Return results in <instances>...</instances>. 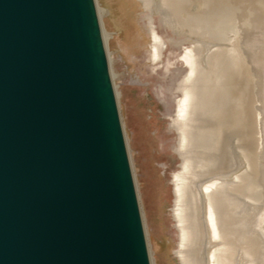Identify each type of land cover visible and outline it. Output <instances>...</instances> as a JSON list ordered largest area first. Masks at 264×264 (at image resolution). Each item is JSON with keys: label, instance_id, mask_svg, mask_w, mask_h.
Wrapping results in <instances>:
<instances>
[{"label": "water", "instance_id": "obj_1", "mask_svg": "<svg viewBox=\"0 0 264 264\" xmlns=\"http://www.w3.org/2000/svg\"><path fill=\"white\" fill-rule=\"evenodd\" d=\"M0 264H152L97 0H0Z\"/></svg>", "mask_w": 264, "mask_h": 264}, {"label": "rangeland", "instance_id": "obj_2", "mask_svg": "<svg viewBox=\"0 0 264 264\" xmlns=\"http://www.w3.org/2000/svg\"><path fill=\"white\" fill-rule=\"evenodd\" d=\"M175 1L182 7L170 15L164 0H153V16L168 44L162 60L154 63L151 12L143 1L97 0L152 264H181L173 176L181 171L182 158L171 124L181 97L178 84L189 70L182 57L186 47L195 44L205 59L211 51L218 56L221 66L216 63L215 72L222 68L230 73L232 120L240 114L239 125L230 130L228 172L231 180L238 167L245 175L238 218L240 232L254 250L250 256L241 241L234 260L264 264V0H215L208 28L204 19L193 16H202V0ZM167 14L182 35L163 22ZM235 136L240 139L238 149ZM227 207L237 229L234 207Z\"/></svg>", "mask_w": 264, "mask_h": 264}, {"label": "bare ground", "instance_id": "obj_3", "mask_svg": "<svg viewBox=\"0 0 264 264\" xmlns=\"http://www.w3.org/2000/svg\"><path fill=\"white\" fill-rule=\"evenodd\" d=\"M142 1L145 8L151 12V17H154L152 12L153 0ZM164 3L170 6V15L178 12L182 7L175 0H164ZM214 3L215 0H202V5L204 6L202 16L197 17L198 13L193 15L197 20L204 19L206 28L212 23L209 18L211 13H213ZM163 22L169 25L175 33L182 35L180 26L174 18L167 14ZM162 39L158 37L154 38L155 54L159 53L160 48L164 44ZM185 57L191 66V73L183 83L185 98L181 103L179 117L176 121L181 134L180 150L184 158V170L178 179V195L180 198L179 216L184 235V258L188 264H202L199 217L201 196L197 192L196 184L202 178H209L212 175L228 171V164L231 162L229 156L230 130L233 125H239L240 114L237 113V118L232 120L230 112V101H232L230 100V73L225 70L221 71L222 68L218 72L213 70V66L218 60L215 52L211 51L205 59L202 56V51L196 44L187 52V56L185 55ZM217 64L221 66V63ZM239 141L238 137L234 141L237 149L240 147ZM238 168L234 171L237 174V180L234 183L212 185L207 194L215 220L217 235L222 244L221 250L216 257V264H236L234 255H236L235 251L241 241L245 245L247 244L248 250L246 249V253L249 252L250 256H253V242H247V238L242 236L240 232L242 220L240 222V218L238 217L241 212L240 208L243 207L244 203L240 194L242 193L241 190L244 189L245 175ZM232 191L234 194H232ZM227 204L229 207H234L233 212L237 215V229L233 227L231 217L233 214L230 215V212H227Z\"/></svg>", "mask_w": 264, "mask_h": 264}, {"label": "flooded vegetation", "instance_id": "obj_4", "mask_svg": "<svg viewBox=\"0 0 264 264\" xmlns=\"http://www.w3.org/2000/svg\"><path fill=\"white\" fill-rule=\"evenodd\" d=\"M148 17H149V21H150V30H151L152 40H153L152 44H151V58H152V61L154 63H159L162 60L163 56H164V52L167 49L168 44H167V41L164 39V37L160 34V31L158 30V25L156 24L155 18L151 17V14ZM155 37H158L160 39L163 38L162 41H163L164 44L160 48L161 50L158 53L159 55L155 54V49H154V38ZM195 45L186 47L185 53H184V55L182 57V60H184L185 66L188 67V69H190V70H188L184 74L183 79L178 84V90L181 93V97L178 98V100H177L176 113L174 114L173 122L171 124L172 127L177 131L178 136H179L178 153H179V155L182 158L181 171L175 173L174 176H173L174 197H175L174 206H173V214H174V218H175V221H176V229H177V235H178V246H177V250H176V255H177L179 261L181 262V264H188V263L185 260L184 255H183L184 235H183V228H182L181 218L179 216L180 198H179V195H178V179H179V177L181 176V174L183 173V170H184V158H183L182 152L180 150L181 134H180V131H179L177 125H176V121H177V119L179 117L181 103L183 102V100L185 98V95H184L185 93H184V90H183V83H184L185 79L191 73V66L188 64L187 59H185L186 58L185 55L187 56V52L192 47H194ZM162 48H164V49H162ZM159 58H160V60H159ZM234 174H235V176H234L233 180L228 179L230 174H229L228 171H226V172H223V173L212 175L209 178H202L196 184L197 192L201 196L199 217H200V230H201L200 254H201V258H202V264H216V257H217V255L220 252L221 247H222L221 246L222 245L221 241H220V239H219V237L217 235L213 213L211 212L212 211L211 204H210L209 200L207 199V194H208L209 188L212 185H216V184H231V183H234L237 180L236 172H234ZM204 181H206V182H204ZM203 195H204V197H203ZM205 202H207V203H205Z\"/></svg>", "mask_w": 264, "mask_h": 264}]
</instances>
